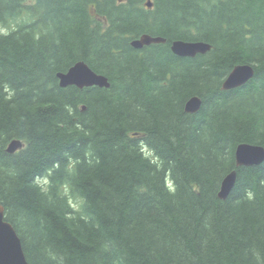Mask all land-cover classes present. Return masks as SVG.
<instances>
[{
    "label": "trees",
    "instance_id": "trees-1",
    "mask_svg": "<svg viewBox=\"0 0 264 264\" xmlns=\"http://www.w3.org/2000/svg\"><path fill=\"white\" fill-rule=\"evenodd\" d=\"M146 1L0 0L4 220L29 264H264V163L234 157L264 149V0ZM143 34L166 42L133 49ZM80 61L109 88L60 87ZM238 65L252 79L223 90Z\"/></svg>",
    "mask_w": 264,
    "mask_h": 264
},
{
    "label": "water",
    "instance_id": "water-1",
    "mask_svg": "<svg viewBox=\"0 0 264 264\" xmlns=\"http://www.w3.org/2000/svg\"><path fill=\"white\" fill-rule=\"evenodd\" d=\"M147 8L152 7L151 1L145 3ZM165 39L143 34L130 42L133 49H142L152 44H164ZM211 46L201 41L174 40L170 44V51L180 58H193L196 55H204L210 51ZM254 75L250 65H238L232 69L222 83L225 91L236 89L245 85ZM60 87L75 86L79 89L88 87L109 88L108 79L95 73L86 63H75L66 72L56 75ZM201 106L198 97H191L184 105L186 113H196ZM23 144L20 140L11 141L6 151L13 154L20 150ZM264 163V149L261 146L239 144L235 149V166L251 167ZM236 179V171L233 170L225 176L221 182L218 198L225 200L230 194ZM0 264H29L22 251L21 242L10 223L4 220V209L0 205Z\"/></svg>",
    "mask_w": 264,
    "mask_h": 264
},
{
    "label": "rangeland",
    "instance_id": "rangeland-1",
    "mask_svg": "<svg viewBox=\"0 0 264 264\" xmlns=\"http://www.w3.org/2000/svg\"><path fill=\"white\" fill-rule=\"evenodd\" d=\"M144 151H145V154L147 156L151 157V153L150 152H148L146 149H144ZM66 192L68 193V191H66ZM70 199H71V203H72L73 207L75 208V210L80 211L81 210V202L82 201H80V199L75 198V197H70Z\"/></svg>",
    "mask_w": 264,
    "mask_h": 264
},
{
    "label": "bare ground",
    "instance_id": "bare-ground-1",
    "mask_svg": "<svg viewBox=\"0 0 264 264\" xmlns=\"http://www.w3.org/2000/svg\"><path fill=\"white\" fill-rule=\"evenodd\" d=\"M153 37H160V36H153ZM160 38H162V37H160ZM163 39H164V38H163ZM6 148H7V147H6ZM6 152H7V151H6ZM7 153H8V152H7ZM234 157H235V151H234ZM224 178H225V177H224ZM224 178H223V179H224ZM222 181H223V180H222ZM222 181H221V182H222ZM220 185H221V183H220ZM219 189H220V188H219ZM218 192H219V191H218Z\"/></svg>",
    "mask_w": 264,
    "mask_h": 264
}]
</instances>
